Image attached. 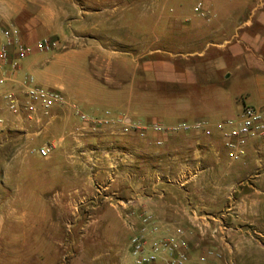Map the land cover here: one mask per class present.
Here are the masks:
<instances>
[{
  "label": "crops",
  "instance_id": "obj_1",
  "mask_svg": "<svg viewBox=\"0 0 264 264\" xmlns=\"http://www.w3.org/2000/svg\"><path fill=\"white\" fill-rule=\"evenodd\" d=\"M194 2L0 0V31L14 27L21 42L29 46L31 52L36 51L34 44L37 41L49 37L54 42L51 50L55 52L46 59L47 64L63 59H74L83 66L86 63L91 71L88 77L91 83L76 84L69 89V95L63 94L77 103L81 110L84 111V106L90 108L89 112H84L91 115H102L105 110H110L114 114L122 113L129 119H136L131 111L144 95V73L159 83L185 89L225 91L222 95L215 94L219 98L213 102L206 100V104L200 106V100L196 105L192 96L186 94L187 102L183 109L170 110L177 117L160 120L164 124L193 121L202 115H208L211 121L237 116L245 104L226 92L234 74L253 85L256 103L251 106L264 103V0H205L211 10L209 21L193 13ZM163 33L166 34V42H163ZM0 42H3L1 34ZM13 56L11 50L10 57ZM25 59L21 62L19 76L27 73L31 66ZM92 83L102 85L100 94L92 89ZM9 87L7 83L0 90ZM49 88L62 91L63 86L53 83ZM241 92V95H250L245 87ZM118 100L126 106L120 111L114 110L115 104L120 102ZM101 102L109 107L100 106ZM81 125L80 120L64 108L56 110L55 119L40 134L33 128H27L24 132L9 135L14 141L11 144L13 148L21 142L30 147L39 139L37 146L33 147L38 148L62 137L48 158L33 152V157L45 163V175L55 168L64 182L56 187L58 216L73 217L76 221L86 214L105 222L110 220L113 226L116 224L128 232L112 195L130 197L139 192L138 176L159 172L160 176L184 182L183 187L166 181L157 185V189L166 193L165 202L153 207L162 223L197 232L190 222L191 214L197 212L202 220H206V225L213 226L214 232L221 229L222 222H229L231 226L226 227L233 228L240 237L249 232L246 224L239 221L245 219L246 223H250L248 216L255 212L254 203L256 200L264 203V193L254 189L237 195L235 178L240 169H247L246 174H252L256 169L257 180L264 182V136L247 143L242 159L230 161L219 140L215 141L219 150L216 153L215 148L199 152L196 142L186 138L191 134H175L160 147L149 142L151 137L150 140H141L90 129L75 138L73 132ZM109 141H114L127 155L121 154V160H118L117 151L112 152L111 157H104L95 150L101 142ZM146 152L151 154L150 158ZM252 157L255 158L253 162ZM127 172L135 175L129 176ZM109 178L113 181L109 182ZM93 179L106 184L105 190L98 193ZM44 181L40 186L44 185ZM65 181H69L70 185ZM30 199L44 202L50 198L41 190ZM176 201L179 202L177 205ZM50 215L49 209H41V216ZM240 237L234 244L236 249L243 246H238ZM195 239L198 240V236ZM194 243L191 242V245ZM204 247L200 246L197 253L204 251ZM116 249L115 246L111 256L107 257L112 264H122L124 259L130 264L128 242L121 251Z\"/></svg>",
  "mask_w": 264,
  "mask_h": 264
},
{
  "label": "rangeland",
  "instance_id": "obj_2",
  "mask_svg": "<svg viewBox=\"0 0 264 264\" xmlns=\"http://www.w3.org/2000/svg\"><path fill=\"white\" fill-rule=\"evenodd\" d=\"M144 34L147 36L146 28ZM163 35V42H166V34L163 33ZM53 52L55 51H34L30 52L25 59V62L31 63L26 72L33 76L35 82L48 87L53 83L61 84L62 92L68 95L71 86L91 83L88 78L91 71L86 63L83 66L74 59H63L47 64L46 59ZM143 85L144 95L140 103L133 106L131 111L136 119L142 121H150V118L154 117L155 119L152 120L161 122L174 116L177 117L170 110L183 109L184 103L187 102L186 94L192 96L196 105L201 102L198 106L202 103L206 104V100L213 102L219 98L215 97L216 95L225 94V91L222 92L220 89L210 91L205 89L201 92L197 88L191 90L165 82L159 83L146 73L143 74ZM91 87L99 94L103 90L100 83L98 85L92 83ZM244 87L250 93L249 96L241 95ZM226 92L232 97H237L242 104L256 103L253 85L236 74L227 84ZM118 101H120L119 104H115L114 108V110L117 109L116 111L126 107L124 102ZM100 106L109 107L103 102ZM83 109L89 112L90 108L84 106ZM198 119L211 120L208 115H202ZM13 133L15 132L0 130V264H112L107 257L111 256L115 246L121 251V248L128 242L130 234L116 224L113 226L110 220L105 222L100 218L88 217L86 214H82L76 221L73 217L58 216L59 205L55 200L56 187L59 183H64L58 176L59 170L53 168L48 175H45V163L33 157L34 153L31 151L37 146L39 139L31 143L30 147H25L21 142L16 143V148H13L11 144L14 141L9 136ZM191 135L186 138L196 142L197 136ZM208 141L204 138L200 140L202 151L210 149ZM215 141H217L216 135L213 134L211 148L216 149ZM106 143L101 142L100 145ZM201 146L196 142L197 148ZM146 154L150 158L151 154L149 152ZM116 158L119 159L118 156ZM254 160L255 158L252 157L251 161ZM246 171L247 169H240L235 178L237 195L252 192L254 189L256 192L264 193V182L257 180V170L251 171L252 174H246ZM41 181H44L43 186H40ZM94 182L99 181L93 179V186ZM65 183L70 185L69 181ZM41 190L50 199L44 202L30 199L39 194ZM178 203L176 201V205ZM254 206L255 212L248 216L250 223H246L245 219L239 221L240 224H246L245 227L249 228V232L244 233L242 237L238 236L240 234L234 232L233 228L226 227L231 226L229 222H222L221 229H216L217 231L214 232L213 226L206 225V220H202L197 212L191 214L190 221L197 232L187 231L182 226H167L170 230L176 228L183 230L186 249L193 261L207 250H211L213 253H220V257L209 256V262L212 264H264V207H262L264 203L256 200ZM46 208L49 209L51 215L41 216V209ZM93 219L96 221H92ZM74 221L75 225H72ZM196 236L198 240L195 239ZM239 237L238 246L241 244L243 246L236 249L234 244L237 243ZM191 242L196 243L192 246ZM200 246H205L204 251L197 253ZM127 258L131 264L132 258L129 252ZM118 264L121 263L118 262ZM122 264H127L125 259Z\"/></svg>",
  "mask_w": 264,
  "mask_h": 264
},
{
  "label": "built area",
  "instance_id": "obj_3",
  "mask_svg": "<svg viewBox=\"0 0 264 264\" xmlns=\"http://www.w3.org/2000/svg\"><path fill=\"white\" fill-rule=\"evenodd\" d=\"M193 13L199 18L209 21L211 10L205 0H195ZM3 42H0V87L10 84L5 90H0V130L6 132H24L27 128H33L40 134L48 127L56 117V110L68 109L82 123L81 127L73 132L75 138H79L86 129L91 131L106 132L114 136H132L141 140H150L154 146H163L175 134H193L197 136V144L200 140H209V146L213 145V134L230 161H237L246 154L247 143L254 138L264 136V103L251 106L244 105L241 112L234 117H227L218 121L196 119L193 121H179L173 124H164L159 121H142L129 119L125 114H114L105 110L102 115H91L71 101L57 88H49L37 84L30 73H18L21 70V62L31 52V48L21 42L18 32L14 27L3 28L0 31ZM54 42L49 37H44L34 44L36 51L51 50ZM14 52L11 58L10 53ZM62 140L44 143L31 151L36 152L42 158H48L53 149ZM95 150L100 154L110 156L112 152L126 154L114 141L106 145H98ZM198 151L203 148L198 147ZM111 152V154H110ZM218 153V150H216ZM127 175H135L127 172ZM139 192L124 198L113 194L112 201L119 210L120 218L129 232V253L132 264H212L209 256L220 257V253L207 250L196 260H191L186 249L184 232L181 228L170 230L162 223L153 208L159 203L165 202L166 193L157 189L161 181L174 183L180 187L184 182L169 176H160L145 173L138 176ZM109 182L113 178L108 179ZM108 182V183H109ZM106 184L94 182L95 190L101 193ZM201 229V227H199Z\"/></svg>",
  "mask_w": 264,
  "mask_h": 264
}]
</instances>
